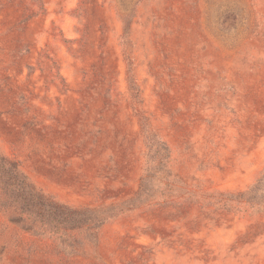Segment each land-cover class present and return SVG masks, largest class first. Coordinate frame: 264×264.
I'll list each match as a JSON object with an SVG mask.
<instances>
[{
  "label": "rangeland",
  "instance_id": "rangeland-1",
  "mask_svg": "<svg viewBox=\"0 0 264 264\" xmlns=\"http://www.w3.org/2000/svg\"><path fill=\"white\" fill-rule=\"evenodd\" d=\"M0 158V264H264V0H0Z\"/></svg>",
  "mask_w": 264,
  "mask_h": 264
},
{
  "label": "trees",
  "instance_id": "trees-1",
  "mask_svg": "<svg viewBox=\"0 0 264 264\" xmlns=\"http://www.w3.org/2000/svg\"><path fill=\"white\" fill-rule=\"evenodd\" d=\"M18 167L17 164L8 161L5 159L0 158V187L3 191H10V193H13L12 196L15 200L18 198H22V193L27 192L26 189H22L23 187V181L20 180L18 176ZM22 189V190H21ZM16 193V194H15ZM40 197L38 196H29V199H34V201L38 200ZM39 202V201H38ZM18 203L19 208L21 209V213L25 211H29L28 204L26 207L22 205L19 201ZM31 203V202H30ZM32 204V203H31ZM41 205V203H39ZM1 207H9L11 206L8 202H0ZM24 207L26 209H24ZM48 213L49 215L53 216V220H56V223L59 225H54L56 227H63V229H75L78 227H81L82 223L90 222L93 223L94 226H97L98 222L94 215H90V217H85V213L79 210H66L65 208H57L55 205H51L48 207ZM21 218V217H19ZM40 219V217H38ZM41 221H44L43 219H40ZM52 220V221H53ZM62 246L71 247L72 242H66V240H62ZM74 245V244H73Z\"/></svg>",
  "mask_w": 264,
  "mask_h": 264
}]
</instances>
